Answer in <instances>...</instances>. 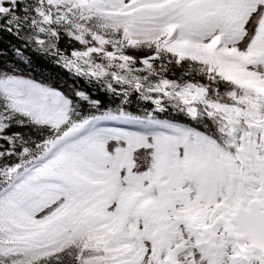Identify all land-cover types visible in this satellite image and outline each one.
<instances>
[{"label":"snow or ice","instance_id":"obj_1","mask_svg":"<svg viewBox=\"0 0 264 264\" xmlns=\"http://www.w3.org/2000/svg\"><path fill=\"white\" fill-rule=\"evenodd\" d=\"M0 264H264V0H0Z\"/></svg>","mask_w":264,"mask_h":264},{"label":"trees","instance_id":"obj_2","mask_svg":"<svg viewBox=\"0 0 264 264\" xmlns=\"http://www.w3.org/2000/svg\"><path fill=\"white\" fill-rule=\"evenodd\" d=\"M5 41H10L12 44L19 45L18 41H15L11 37H5ZM4 47H8V43L4 44ZM34 61L35 64V72L34 75H36L37 78H46L50 79L54 83L57 84H63L65 82L72 83L73 81L69 78V74L64 71L63 69L57 67L50 59L47 57L38 56L34 52L29 53ZM80 86H85V82L83 81H75ZM94 91V89H93Z\"/></svg>","mask_w":264,"mask_h":264}]
</instances>
